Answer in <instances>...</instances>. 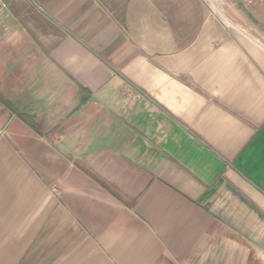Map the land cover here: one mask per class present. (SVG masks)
<instances>
[{"label": "crops", "instance_id": "obj_1", "mask_svg": "<svg viewBox=\"0 0 264 264\" xmlns=\"http://www.w3.org/2000/svg\"><path fill=\"white\" fill-rule=\"evenodd\" d=\"M0 0V264H264V0Z\"/></svg>", "mask_w": 264, "mask_h": 264}, {"label": "rangeland", "instance_id": "obj_2", "mask_svg": "<svg viewBox=\"0 0 264 264\" xmlns=\"http://www.w3.org/2000/svg\"><path fill=\"white\" fill-rule=\"evenodd\" d=\"M222 1L223 0H205L206 4L210 5L211 11L213 13H215V10L217 11V9H215V8H217L218 7L217 5L219 4V2H222Z\"/></svg>", "mask_w": 264, "mask_h": 264}]
</instances>
